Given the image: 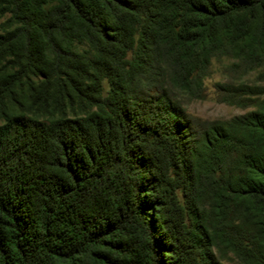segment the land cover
Segmentation results:
<instances>
[{
  "label": "trees",
  "instance_id": "obj_1",
  "mask_svg": "<svg viewBox=\"0 0 264 264\" xmlns=\"http://www.w3.org/2000/svg\"><path fill=\"white\" fill-rule=\"evenodd\" d=\"M216 59L255 110L188 113ZM232 259L264 264V0H0V264Z\"/></svg>",
  "mask_w": 264,
  "mask_h": 264
},
{
  "label": "rangeland",
  "instance_id": "obj_2",
  "mask_svg": "<svg viewBox=\"0 0 264 264\" xmlns=\"http://www.w3.org/2000/svg\"><path fill=\"white\" fill-rule=\"evenodd\" d=\"M234 62L228 59L214 60L212 73L204 82V95L200 100L192 101L187 106L188 113L202 121H228L255 110L256 97L238 91L237 88L225 92L222 85L248 84L255 82L257 73L242 78L243 71L229 72L227 69ZM228 90V89H227ZM223 264H237L235 260Z\"/></svg>",
  "mask_w": 264,
  "mask_h": 264
}]
</instances>
